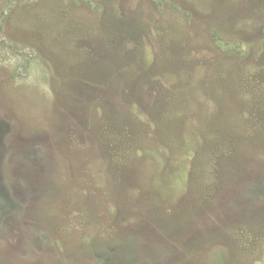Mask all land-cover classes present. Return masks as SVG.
I'll use <instances>...</instances> for the list:
<instances>
[{
  "label": "rangeland",
  "instance_id": "374dc122",
  "mask_svg": "<svg viewBox=\"0 0 264 264\" xmlns=\"http://www.w3.org/2000/svg\"><path fill=\"white\" fill-rule=\"evenodd\" d=\"M0 264H264V0H0Z\"/></svg>",
  "mask_w": 264,
  "mask_h": 264
}]
</instances>
